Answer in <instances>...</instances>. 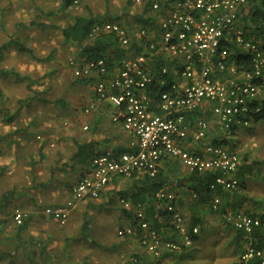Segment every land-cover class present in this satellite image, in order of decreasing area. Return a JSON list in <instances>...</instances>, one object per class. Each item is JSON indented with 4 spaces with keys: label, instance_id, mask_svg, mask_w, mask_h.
I'll return each mask as SVG.
<instances>
[{
    "label": "built area",
    "instance_id": "built-area-1",
    "mask_svg": "<svg viewBox=\"0 0 264 264\" xmlns=\"http://www.w3.org/2000/svg\"><path fill=\"white\" fill-rule=\"evenodd\" d=\"M142 4L143 0H134ZM151 0L150 7L158 11L164 6L158 21L160 42L154 40L133 58H124L116 71H111L100 59L69 58L68 65L75 77L89 76L96 71L99 79L93 86L94 102H106L112 108L111 121L119 123L130 136L127 150L118 154L106 152L91 158L88 170L71 188L70 197L61 204L47 206L43 213L64 224L77 203L99 197L101 191L114 178H128L135 172L153 177L161 161L175 158L189 171L220 172L211 184L224 191H232L238 181L231 177L240 165L237 152L226 146L215 145L207 140L209 122L204 118L189 120L187 114L215 102L212 110L224 135L228 136L233 125H250L251 106L264 98V42L246 39L243 30L237 25L239 13L249 0ZM264 9V0H259ZM93 32L114 33L121 45L127 46L130 37L117 22L95 24ZM140 37L146 31H139ZM234 43L249 55L250 69L237 70L233 63L228 64L229 48L222 45L224 40ZM167 55L173 61L175 78L171 89L160 93L158 100H152L149 86L153 76L148 62L155 56ZM166 71L163 67L162 72ZM94 103L85 107L89 113ZM84 129L87 127L84 126ZM189 134L202 144L201 151H190L183 146ZM230 175V177L228 176ZM158 199H172L166 189L154 193ZM129 207L130 203L120 198ZM219 199L213 201L216 208ZM168 209L174 210L171 205ZM26 214L15 208L12 217L21 223ZM138 232L127 226L120 228V236H136L139 245L155 259L164 251H178L181 245L190 246L192 240L187 232L185 221L178 210H174L173 223L180 235V241L163 239L143 220L140 205L135 209ZM225 220L243 234L249 235L260 226V220L244 213L227 212ZM198 232L197 227L192 228ZM264 264L262 249L248 244L240 254V262ZM156 264V263H155Z\"/></svg>",
    "mask_w": 264,
    "mask_h": 264
},
{
    "label": "rangeland",
    "instance_id": "rangeland-1",
    "mask_svg": "<svg viewBox=\"0 0 264 264\" xmlns=\"http://www.w3.org/2000/svg\"><path fill=\"white\" fill-rule=\"evenodd\" d=\"M54 1L0 0V45L10 43L1 52L0 69H11L21 76L18 79L11 75L4 77L0 74L2 92L0 133L24 131L40 134L55 129L58 135H61L65 131L72 130V124L76 123L79 109L88 102L89 85L76 81V77L67 64L69 58L76 57L77 48L71 43L62 41L57 27L69 22L74 14L89 12L105 17L120 16V21L129 23L133 29L140 28L141 25L139 20H134L133 15L141 12L142 6H138L134 0H79L69 11L59 9L61 4H57L51 10L49 7L54 4ZM32 20L38 23V26L32 27L33 31H30L27 24ZM30 37L31 41H29ZM12 41L14 44L11 43ZM15 42L20 43L24 49H19ZM227 139L229 143L225 146L232 147L241 161L243 157H246L247 163L264 160V121L251 123L250 126L237 130L234 136ZM5 140L7 139H0V143L4 144ZM256 167H261V175L250 177L245 189L237 188V185L235 188L236 191L238 190L237 193L233 189L223 196L222 201L228 212H233V206L238 205L245 193L249 194V198L242 201L237 213H244V210L257 213L264 205L262 202L264 166ZM126 198L127 201H131V197ZM122 209L120 196L116 194L113 201L108 202L104 207L98 206L92 209L93 214L76 217L73 220L75 226L72 225L73 221H68L63 227L67 233L70 230L68 245H48L50 248L47 254L51 255L48 258L51 260L46 261L45 257L38 259L33 254L36 263L150 264L155 258L147 253L137 240L117 236L116 232L120 229L122 221L115 217H118V211L121 213ZM87 218L91 222L82 237L79 229ZM0 219H10L14 224L12 216L6 218L0 216ZM49 219L59 226L56 219L51 217ZM212 220H216L215 216L203 224L202 233L199 235V245L197 244L198 249L194 251V257L191 260L178 262L171 261L170 257H162L161 264H235L240 262V254L248 244L252 243L251 234L238 233L226 220L217 219L216 223ZM3 225H1L2 228ZM5 226L13 225L5 224ZM208 227L209 230H207ZM197 228L199 230L200 227ZM78 233L80 238L76 241L72 237L77 236ZM261 237L264 238V236L255 237L253 242L256 241L257 244ZM0 239V245H9L10 240L5 235L4 237L0 235ZM73 240L76 244L72 243ZM10 243L12 244V241ZM260 244L263 245L264 254V240H261ZM14 258L15 256L13 264H29L25 254L21 259ZM3 261L6 262L7 258Z\"/></svg>",
    "mask_w": 264,
    "mask_h": 264
},
{
    "label": "crops",
    "instance_id": "crops-1",
    "mask_svg": "<svg viewBox=\"0 0 264 264\" xmlns=\"http://www.w3.org/2000/svg\"><path fill=\"white\" fill-rule=\"evenodd\" d=\"M62 2V0H55L54 4L49 8L52 10L53 7L57 4H62ZM78 2L79 0H73L74 4ZM74 4L65 11H69ZM139 5L142 6L143 3L138 4V6ZM156 12L157 11L151 9L149 11L152 15ZM155 16L157 15L155 14ZM160 16L161 14L156 17L154 26H143V24H141L140 28L136 29H133L127 22H119L127 31L130 42L133 41V39L141 42L143 40L148 42L157 40V42H160V32L158 28ZM133 18L137 20L134 16ZM138 22L140 23V21ZM34 26H36V24L28 26V29L33 31L32 27ZM141 29L146 31V35L143 37L139 35ZM25 36L27 37V35ZM29 41H31V37ZM19 42H21V40ZM136 54V52L131 51L127 58H133ZM161 56L167 59L166 54ZM74 58L77 59V64H83L81 61L82 58ZM150 61L151 59L148 62V67ZM119 66L111 69V71H116ZM82 77L93 79L94 83L89 84V100L86 105L79 109V115L77 119H75L76 123L72 124V130L68 132L65 131L63 132L64 134L61 133V135H58L55 129L47 132L44 131L45 133L40 134L24 131H6L0 133L1 140L7 139L4 141V144L0 143V216L4 218L12 216L13 210L15 208H20L28 219L26 227L17 233L15 231L12 232L11 227H0V235L4 237V235L7 236V234H9L11 237H7L9 240H12L14 243L17 241V245H27L26 247L28 249H35L36 245H68L70 239L69 241H65V239L69 237L70 230L67 233L63 228L68 221H73L76 217L81 215L93 214L94 210L92 209L98 206L99 208L104 207L108 202L113 201L116 194H118L120 198L124 197L127 199L126 197L129 196L132 199L135 194L139 195L141 192V189L138 188L140 184L134 183L133 179L141 178L143 173L135 172L128 178L118 177L112 179L101 191L102 193H100L99 197L95 199H86L89 201L84 200L77 203L64 224L58 223L59 226L53 224L52 219H49V217L43 213L45 207L61 204L66 201L70 197L72 186L81 177L82 173L88 170L90 163L89 159H87L85 163L72 160V156L78 150V145H90L92 146V148H90L94 150L95 153L101 154L106 152L118 153L127 150L130 146V136L122 129L119 123L111 121L112 108L106 102L100 101L97 104L94 102L93 86L100 78L98 73L92 71L89 76ZM174 78L175 76H173V79ZM151 99L155 100L154 98ZM92 103L95 104L94 107L89 113H85V107ZM84 126L87 128L84 129ZM218 136H221L219 128L214 127L213 123H211L207 140L213 141V139L218 138ZM182 144L190 151H201L202 144L196 142L191 134L182 141ZM173 163L177 165H172ZM159 168L164 175L169 177V181L161 188L166 189L172 196V199L176 201L177 210L186 218L185 223L187 224L190 215L196 211V208L192 206V195L187 189L188 185H190L187 175L191 171L175 158L161 161ZM129 203V207H125L121 203L123 209L121 213L118 211L119 215L115 217L122 221L120 227H127L131 224L133 219L132 213L135 211L137 208L136 205L138 204L133 205L131 201ZM213 216L214 215L206 213L205 222H209V219ZM212 222L216 223V220H212ZM72 225L75 226L74 221ZM209 229L208 227L207 230ZM72 238L76 241L79 240V233ZM74 240L72 243L76 244ZM92 240L96 242L95 239ZM29 245H31V247ZM14 246L15 245H0V264H5L9 261L13 264L12 259L14 256V259H21L24 254H26L23 252L25 251L24 249L19 248V250H15ZM48 248H50V246ZM5 258H7L6 262L3 261Z\"/></svg>",
    "mask_w": 264,
    "mask_h": 264
},
{
    "label": "trees",
    "instance_id": "trees-1",
    "mask_svg": "<svg viewBox=\"0 0 264 264\" xmlns=\"http://www.w3.org/2000/svg\"><path fill=\"white\" fill-rule=\"evenodd\" d=\"M168 2H173V0H169ZM150 3L151 0H143L141 12L133 15L137 20L140 21L141 24H143V26H148V25L154 26L156 17L159 14H161L162 8L164 6L163 5L164 3L162 2L161 3L162 8H160L156 13L152 15L149 13L151 9ZM72 4H74L73 0H63L61 7L59 9L64 11L67 8H69ZM49 14L51 15L54 13H49ZM155 14L157 16H155ZM120 18H121L120 16L105 17L103 15L95 14L92 12H89L88 14H74L69 22H67L65 25L57 27V29L60 30L59 33L63 42H68L75 45V47L77 48L76 51L77 58H82V59L102 58L105 60V63L109 69H114L115 67L120 65V61L123 58H127L130 55L131 51L140 53L149 44V42L146 40H143L141 42L133 39V41H131L129 45L125 47L121 45L119 38L112 32L92 31L93 26L95 24H103L104 22H117L120 24L119 22L121 20ZM33 24L34 25L36 24V26H38V23H36L33 20L31 21V23H28L27 25L30 26ZM237 25L243 30V36L246 39L264 42V9L259 0H249L247 4H245V6L241 9L239 13ZM8 43H3L2 45H0V55L1 52L8 47ZM11 43L14 44L13 41ZM16 44L19 46V49L21 50L24 49V47L20 43H16ZM222 45H225L232 52L229 55L228 64L233 63L237 68V70H242V69L247 70L251 68L249 55L246 54L243 50H241V48L234 43L233 39L224 40L222 42ZM173 63H174L173 61H169L163 58L161 55L153 57L149 63V71L153 76V81L149 86L150 89L149 92L151 97L154 98L155 101L158 100V97L161 92L169 91L171 89V82L173 81V76H175L174 73L175 68ZM163 67H166L165 72H162ZM0 74L4 77L11 75L18 79L21 78L18 72L11 69H0ZM76 81L87 85L94 83L93 79L87 77H76ZM0 97H2L1 90H0ZM257 104L258 103H254L251 106V112L249 116L250 124L264 121V98L261 100L259 104L260 107L259 110L255 112V108ZM213 105H215V102L208 104L207 107L203 106L204 108L201 107L200 109H196L194 112L188 113L187 116L190 121L198 118L199 119L204 118L209 122V126L211 125V123H213L214 127L219 128L221 136L220 137L218 136V138H214L213 141L211 142L215 145L225 146L229 143L227 137L234 136L237 133V130L248 127L250 125L245 127L240 126V124L242 125V123H239L238 125H233L230 127L229 135L228 136L224 135L213 113L212 110ZM90 147L92 148V146L90 145H78V150L72 156V160L85 163L87 159H89L90 161V159L93 156L101 154V153H95L94 150H92ZM228 149L234 151L232 147H229ZM172 165L176 166L177 164L173 163ZM257 165L264 166V160L262 161L254 160L250 163H247L246 157H243L240 165L231 175V177L235 178L238 181L237 188L240 187V189H245L246 184H248L250 177L261 175V167H256ZM220 174L221 173L218 171L216 172L191 171L188 173L187 179L189 180L190 185H188L187 189L192 195V206L196 208V211L193 212L188 218L189 219L188 223L187 224L185 223L187 232L192 240V244L190 246L181 245V248L178 251H164L161 253L160 258L154 259V261L152 262L150 261L151 262L150 264H155V263L161 264L162 257L163 258L170 257L171 261L175 260L178 262L183 260H191L194 257V251L198 249L196 244L197 241L199 240V235L202 233L201 230L205 222V214L207 213L209 215H214L216 220L217 219L222 221L225 220V214L228 211L226 209L227 207L225 203L222 201V198L225 195L226 191L222 190L219 186H216L214 188L211 187V184ZM228 176L230 177V175ZM168 179L169 177L167 175H164L160 170V168H158V172L153 177H150L148 174L143 173L141 178L133 179L134 183L140 184L138 188L141 189V192L139 195L135 194L132 197L131 202L133 205L136 204L140 205L144 213L143 220L148 222L150 229H154L157 233H159V235H161L163 239L180 241L181 237L178 233V230L174 226L173 218H172L174 210H177L176 201L174 199H171L170 201L168 199H158L155 198L154 196L155 191L163 187V185L169 181ZM262 180L264 179L262 178ZM233 191H235L236 193L238 192V190L236 191V189ZM248 196L249 194L245 193V195H243V198L238 203V205L233 206L234 213L238 211V208H240L241 204L243 203L242 201L247 200L249 198ZM216 197L219 199V202L216 205V208H213L212 207L213 201ZM262 202L264 203V199ZM168 205H171L174 210L171 209L169 210ZM243 212L244 214L257 217L260 220V226L255 228L251 233L253 240H255L254 238L257 236H264V205L261 207V209L258 210L257 213L256 212L251 213L248 210H244ZM132 215H133V219L131 221V224L128 226L134 227L135 232L136 231L138 232L137 221L139 219L135 217V211L132 213ZM182 218L184 221L186 220V218L183 215ZM27 222L28 219L26 217L22 220L20 224L19 223L17 224L15 222L13 224L10 219H0V227L3 224L4 225L11 224L13 226H7V227H11L12 228L11 231L12 232L15 231L17 233L26 227ZM90 222L91 220L87 218L81 224L79 233L82 236H84L85 229L89 228ZM193 227H200L197 233L192 232ZM120 228H125V227H120ZM238 233L241 234L242 232L238 231ZM117 236L121 238L128 237L136 240L135 235L120 236L117 234ZM6 237L11 238L9 234H7ZM69 239L70 237H67L65 241H69ZM253 240H252V244L262 249L263 245L260 244V241L264 240V238L261 237L260 241L257 244L256 241L253 242ZM11 241L12 240L9 241V245H15L14 246L15 250H19V248L25 250L23 252L26 253L25 255L26 258L29 260L28 262L29 264L36 263L34 256L38 257V259L41 257L43 259V257H45L46 261L51 260L48 259L49 257H51V255L47 254L48 245H36L35 249L34 248L28 249L26 247L27 245H17V241H15V243L12 241L11 244L10 243ZM29 246L31 247V245ZM33 254L34 256H32ZM256 263H258V261L251 260L248 264H256ZM5 264H11V263L9 261L6 262ZM235 264H242V263L236 262Z\"/></svg>",
    "mask_w": 264,
    "mask_h": 264
}]
</instances>
